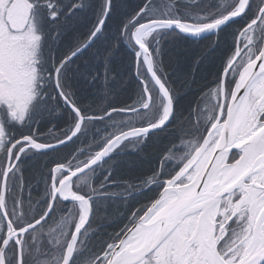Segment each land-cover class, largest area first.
Masks as SVG:
<instances>
[{"label":"snow or ice","instance_id":"6c2138e0","mask_svg":"<svg viewBox=\"0 0 264 264\" xmlns=\"http://www.w3.org/2000/svg\"><path fill=\"white\" fill-rule=\"evenodd\" d=\"M182 4L0 0V264H264V0ZM172 50L214 68L186 106Z\"/></svg>","mask_w":264,"mask_h":264},{"label":"trees","instance_id":"16d2710c","mask_svg":"<svg viewBox=\"0 0 264 264\" xmlns=\"http://www.w3.org/2000/svg\"><path fill=\"white\" fill-rule=\"evenodd\" d=\"M124 0H121V3H123ZM194 2V0H183L182 6H188L191 5ZM207 41L203 42L201 44V47L206 44ZM165 64L168 65L166 67V71H173L175 69V75L179 76L181 78V81L185 76H188L189 73H192L190 79H193L195 83H190V90L189 88H180L181 95L183 96V100L181 101V104L186 106L189 101L193 100L197 94L196 90L203 86L204 84L208 83L214 74V68L211 63H206L201 65L199 68L192 67L189 68L188 64L184 61L182 56H178L176 50H172L168 53H166L163 57ZM177 61H179V66H177ZM114 67L120 71V65L117 61L114 64ZM127 79V77H125ZM179 83V82H178ZM109 87H114L117 92L120 93L118 97H115L118 102V106H123L125 103H131V100L128 99L129 96L132 95L131 90L129 91H123L122 86L117 83L115 85L109 84ZM103 84L98 82L96 87L93 88L92 92H99L103 93ZM134 98V97H133ZM99 102V96H93V95H87L84 98V103L86 104H93L95 107V103ZM163 143L165 141L163 140H156L154 139L152 142H150L144 151L140 153V155H128V156H121L117 159L120 161L119 163V176L118 179L121 180H128L131 181L134 176L139 174L142 168H147L150 163L154 160L155 155L157 154L160 147H162ZM67 151V149L65 150ZM43 159L46 158H39L37 162V167H39V162H42ZM32 191L31 195L32 197L38 198L43 194V186L40 184H37V181L35 179L32 180ZM109 192H120L122 189L118 188H110L108 189ZM27 195V193H25ZM122 204V201L120 200H111V201H105L103 204V207L107 209V211H101L99 213L98 217V223H106L110 224V227H107L106 229H103L102 231L112 232L114 230L118 229V226H122V223H126L127 221L123 219V214L125 212V208L120 207ZM136 207H139V205H136ZM117 211L121 213L120 217L116 216ZM105 217H107V220H105ZM114 220H119L121 223H113ZM106 239V237H105Z\"/></svg>","mask_w":264,"mask_h":264}]
</instances>
